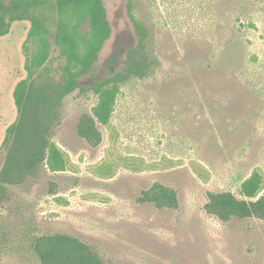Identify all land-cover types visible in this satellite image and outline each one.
<instances>
[{"label":"rangeland","instance_id":"obj_1","mask_svg":"<svg viewBox=\"0 0 264 264\" xmlns=\"http://www.w3.org/2000/svg\"><path fill=\"white\" fill-rule=\"evenodd\" d=\"M111 27L91 85L137 45L146 30L152 74L121 87L102 142L76 133L96 103L75 91L61 107L51 140L66 167H44L10 186L0 202V264H39L35 237L66 234L103 264H264V220L222 222L205 213L210 192H230L253 172L264 177V0H103ZM29 24L0 37V147L16 119L14 86L25 77ZM32 48V44H28ZM53 51L47 66L58 77ZM4 150L0 148V170ZM159 183L177 209L139 200Z\"/></svg>","mask_w":264,"mask_h":264},{"label":"trees","instance_id":"obj_2","mask_svg":"<svg viewBox=\"0 0 264 264\" xmlns=\"http://www.w3.org/2000/svg\"><path fill=\"white\" fill-rule=\"evenodd\" d=\"M20 22L29 24L23 44L25 77L14 86L16 119L6 128L0 147L4 150L0 202L8 187L35 177L41 167L51 173L65 170L64 156L51 134L67 96L75 91L95 95L96 103L90 114L80 116L76 133L96 148L102 142L97 126L109 123L121 87L130 80L149 77L158 65L147 50L146 30L133 22L137 45L121 56L117 68L84 87L83 79L97 74L99 53L111 33L103 0H0V37ZM53 51L62 60L57 78L47 66ZM240 196L210 192L203 209L222 222L264 220V177L259 172L242 181ZM139 200L157 209L178 208L176 192L159 183L141 192ZM32 250L39 264H103L87 245L66 234L35 237Z\"/></svg>","mask_w":264,"mask_h":264}]
</instances>
